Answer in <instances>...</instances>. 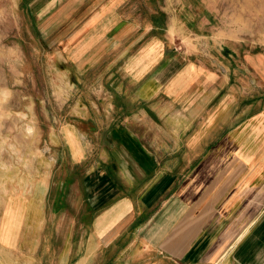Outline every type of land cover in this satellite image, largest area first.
Here are the masks:
<instances>
[{
  "label": "crops",
  "instance_id": "crops-1",
  "mask_svg": "<svg viewBox=\"0 0 264 264\" xmlns=\"http://www.w3.org/2000/svg\"><path fill=\"white\" fill-rule=\"evenodd\" d=\"M153 1L145 26L134 0L62 3L66 56L91 57L83 71L108 53L121 56L107 69L114 72L105 79L113 81V92L100 83L98 104L88 101L101 124L85 106L83 136L71 128L63 133L74 166L72 183L64 179L74 185L72 204L62 190L48 220L41 210L47 237L39 252H48L47 264H264V50H241V43L239 50L227 48L257 85L207 90L196 83L198 59L185 65L169 58L168 39L211 32L207 39L227 47L238 37L230 30V41H221L218 16L206 3ZM131 52L129 61L120 60ZM191 74L197 89L185 86L172 96L174 83ZM208 75L205 84L216 80V73ZM161 95L172 98L163 114L155 107ZM160 117L167 120L164 140L154 134L161 128L151 125ZM227 140L229 149L217 148ZM78 168L87 171L77 176ZM61 225L60 247L54 239Z\"/></svg>",
  "mask_w": 264,
  "mask_h": 264
},
{
  "label": "rangeland",
  "instance_id": "rangeland-1",
  "mask_svg": "<svg viewBox=\"0 0 264 264\" xmlns=\"http://www.w3.org/2000/svg\"><path fill=\"white\" fill-rule=\"evenodd\" d=\"M45 1L0 0V264H47L48 252H39L41 240L47 237L41 210L48 220L49 211L55 212L58 207L56 196L62 190L71 206L74 189L73 184H64V179L72 183L74 166L69 150L64 147L63 133L71 128L83 136L80 133H85L89 121L79 115H84L89 100L97 102V97L104 93L99 84H106L105 79L114 73L107 70L108 67L121 56L118 52L108 53L100 57L98 65L83 71L84 61L91 57L77 61L66 56L63 49L65 28L61 7L64 0ZM134 1L145 26L151 22L152 13L150 9L146 12V6L152 7L154 1ZM172 1L174 6H181L184 0ZM192 1L194 7L202 8L200 4L206 3L215 11L219 29L216 34L221 36V41H230V30L238 40L231 41V46L221 47L212 38L207 39L206 35H212L211 32L171 35L169 58L175 56L185 65L189 58L198 59V66H192L202 68L197 71L196 83L204 84L207 90L234 87L242 92L243 85H257L244 71L241 58L230 50H239V43L241 50H264V0ZM153 35L149 36L153 38ZM149 36L140 41L137 48L146 43ZM129 54L120 60L127 62L136 55ZM188 71L193 73L195 69ZM210 72L217 74L216 80L205 84ZM191 75L174 83L172 96L185 86L189 87V92L197 89L190 84L194 80ZM105 86L113 92L112 80ZM210 98L205 97L204 102ZM224 98L220 96V102ZM240 98L243 103V96ZM171 100L165 95L159 97L157 101L161 104L155 105L156 111L163 114L162 110L170 107ZM179 105L172 104L173 107ZM87 109L93 122L100 125L103 120L94 105ZM240 113L238 119L244 116L243 110ZM166 121L160 117L151 124L156 125V129L161 128L154 134L162 140L168 136L164 130ZM146 124L148 127V122ZM80 142L85 144V137H81ZM222 142L217 148L229 149V141ZM83 171L76 169V175ZM63 230L64 226H59L54 239V244L60 247L65 240Z\"/></svg>",
  "mask_w": 264,
  "mask_h": 264
}]
</instances>
